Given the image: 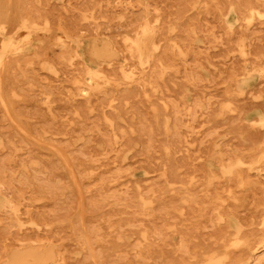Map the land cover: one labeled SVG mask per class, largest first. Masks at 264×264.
<instances>
[{
  "label": "rangeland",
  "instance_id": "374dc122",
  "mask_svg": "<svg viewBox=\"0 0 264 264\" xmlns=\"http://www.w3.org/2000/svg\"><path fill=\"white\" fill-rule=\"evenodd\" d=\"M7 254L264 264V0H0Z\"/></svg>",
  "mask_w": 264,
  "mask_h": 264
},
{
  "label": "bare ground",
  "instance_id": "6f19581e",
  "mask_svg": "<svg viewBox=\"0 0 264 264\" xmlns=\"http://www.w3.org/2000/svg\"><path fill=\"white\" fill-rule=\"evenodd\" d=\"M101 55V54H100ZM42 246V245H41ZM13 251V250H12ZM38 251V250H37ZM8 255V254H7ZM10 255V254H9ZM9 255L6 257V261H3L2 262V264H8V262L9 261H11L10 260V258H9ZM20 255V254H19ZM21 256V255H20ZM29 256V255H28ZM45 256V255H44ZM52 256V255H51ZM32 258L31 257H16L15 259H14V262L15 261H18V262H20L21 264H40V263H36V262H34L33 260H31ZM19 263V264H20Z\"/></svg>",
  "mask_w": 264,
  "mask_h": 264
}]
</instances>
